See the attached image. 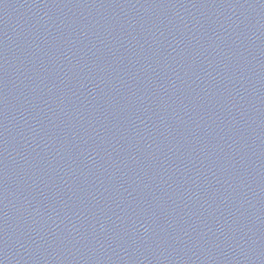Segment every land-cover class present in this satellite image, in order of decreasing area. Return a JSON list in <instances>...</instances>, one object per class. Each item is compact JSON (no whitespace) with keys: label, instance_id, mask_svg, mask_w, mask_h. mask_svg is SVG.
Returning <instances> with one entry per match:
<instances>
[{"label":"water","instance_id":"1","mask_svg":"<svg viewBox=\"0 0 264 264\" xmlns=\"http://www.w3.org/2000/svg\"><path fill=\"white\" fill-rule=\"evenodd\" d=\"M0 264H264V0H0Z\"/></svg>","mask_w":264,"mask_h":264}]
</instances>
